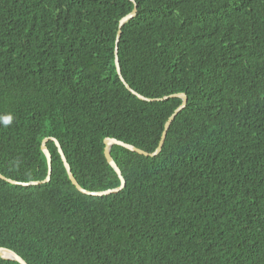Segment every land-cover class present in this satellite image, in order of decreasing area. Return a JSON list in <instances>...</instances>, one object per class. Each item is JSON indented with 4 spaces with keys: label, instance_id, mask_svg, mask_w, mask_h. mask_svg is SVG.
<instances>
[{
    "label": "trees",
    "instance_id": "1",
    "mask_svg": "<svg viewBox=\"0 0 264 264\" xmlns=\"http://www.w3.org/2000/svg\"><path fill=\"white\" fill-rule=\"evenodd\" d=\"M0 247L28 264H264V0H0ZM10 121L9 123H5ZM0 264H20L0 256Z\"/></svg>",
    "mask_w": 264,
    "mask_h": 264
},
{
    "label": "water",
    "instance_id": "2",
    "mask_svg": "<svg viewBox=\"0 0 264 264\" xmlns=\"http://www.w3.org/2000/svg\"><path fill=\"white\" fill-rule=\"evenodd\" d=\"M131 1L134 3V0H131ZM135 14H136V5H134V8L128 14H126L124 17H122L120 19V21H119V28H118V32H117V36H116V41H115V65H116L117 74L120 77V81L123 82L125 87L131 93H133L134 95H136L138 98H140L142 100H146V101L165 100V99H168V98H171V97H178V98H181V100H182V102L179 104V106L173 111V113L168 117L167 121L165 122L164 130L162 132L161 138L159 140V143H158L156 149L154 151H152V152H147V151H145L143 149H140V148H138V147H136L134 145L125 143V142L117 140L115 138H108V137L105 138L104 139V145H105V147H104V155H105V158H106L107 162L114 168V170L118 174V176H119V178L121 180V183H120V185L118 187H115V188H110V189L103 190V191H89V190H86V189L82 188L79 185V183L77 182V180L75 179V177H74V175H73V173L71 171L70 165L68 164V162L66 160L64 152H63L58 140L56 138H53V137H48V138H44L42 140V142H41V149L44 152V154H45V156L47 158V163H48L47 175H46V177L43 180H41V181H31V182H18L16 180L11 179V178H7L6 176H4L3 174L0 173V178L2 180H5V181H7V182H9L11 184H19V185H23V186L33 185V184H40V183H43V182H48L50 180V176H51V172H52V166H51L52 157H51V154H50V152H49V150H48V148L46 146V142H47V140L50 139L57 146L59 155L61 156L62 161L64 163V166L66 168V171H67V174H68V178L70 179L71 183L76 187V189L78 191H80L81 193H84V194L94 195V196L108 195V194H112V193H116V192L120 191L125 186V180L122 177L121 171H120L118 165L115 163L114 159L111 156V147L113 145H120V146H122V147H124L126 149H129V150H131L133 152H136V153L144 155V156H156V155H158L160 153V151H161V149L163 147L166 135H167L168 128H169L170 124L172 123V121L175 119V117L186 106L187 96H186L185 93H174V94H171V95L159 98V99L147 98V97L139 94L135 90H133L127 84V82H125L123 80L124 78L122 77L120 66H119V62H118V42H119L120 35H121V27H122V25L127 20H129L130 18L134 17ZM0 256L3 257V258H6V259L17 261L20 264H28L18 253H16L12 249H9V248H6V247H0Z\"/></svg>",
    "mask_w": 264,
    "mask_h": 264
},
{
    "label": "clouds",
    "instance_id": "3",
    "mask_svg": "<svg viewBox=\"0 0 264 264\" xmlns=\"http://www.w3.org/2000/svg\"><path fill=\"white\" fill-rule=\"evenodd\" d=\"M10 121H6L5 123H9Z\"/></svg>",
    "mask_w": 264,
    "mask_h": 264
}]
</instances>
